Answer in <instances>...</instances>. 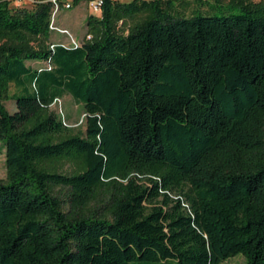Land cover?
I'll return each instance as SVG.
<instances>
[{
  "label": "trees",
  "instance_id": "trees-1",
  "mask_svg": "<svg viewBox=\"0 0 264 264\" xmlns=\"http://www.w3.org/2000/svg\"><path fill=\"white\" fill-rule=\"evenodd\" d=\"M190 1L104 0L51 50L47 0H0V264H264V2Z\"/></svg>",
  "mask_w": 264,
  "mask_h": 264
},
{
  "label": "rangeland",
  "instance_id": "rangeland-1",
  "mask_svg": "<svg viewBox=\"0 0 264 264\" xmlns=\"http://www.w3.org/2000/svg\"><path fill=\"white\" fill-rule=\"evenodd\" d=\"M9 2L10 9H25L32 10L34 9V4L39 0H7ZM122 3H129L133 0H118ZM149 1V0H146ZM214 0H192L188 4L183 7L178 5L175 6L174 10L178 13L176 17H184L190 18L193 16H212L214 14L220 15L218 10L210 11L206 5L203 3L208 2L212 4ZM221 3L226 4L228 0H219ZM254 2H259L264 0H253ZM175 14V13H174ZM97 16L93 15L87 8V4L85 0H80L73 4L72 8L69 10H63L58 14L57 24L70 31V33L81 39L86 34V19L88 16ZM175 16V15H174ZM143 16H139L133 20L135 24L137 22H141L143 20ZM55 36H59L60 38L64 37L55 34ZM58 38L51 37V42H58ZM62 42V41H61ZM21 89L17 88L14 85H11L8 91V96L11 98L13 96L21 95ZM5 107L10 114H14L18 112L22 108V104L19 101L8 100L5 101ZM49 109L55 112L61 120L64 122L65 127L71 131V134H80L85 129V114L81 105H78L71 96L65 95L56 101L54 104L49 106ZM3 126L0 123V137L2 134ZM5 150H4V141L0 139V180H5ZM130 264H144L139 262H132ZM221 264H245V259L242 255H236L232 258L227 259Z\"/></svg>",
  "mask_w": 264,
  "mask_h": 264
},
{
  "label": "built area",
  "instance_id": "built-area-1",
  "mask_svg": "<svg viewBox=\"0 0 264 264\" xmlns=\"http://www.w3.org/2000/svg\"><path fill=\"white\" fill-rule=\"evenodd\" d=\"M47 2L50 3L51 5V16H50V24H49L50 32L52 35L57 34L65 38L64 41L62 42L61 41L55 43L52 42L49 46L51 50H53L54 47L58 45L64 48H77L80 47L84 41H89L91 39L90 35H85L83 38L79 39L73 36L69 30L62 28L57 24L58 14L63 10L71 9L74 4V0H47ZM103 2L104 0H86L88 10L93 15H97V16L101 14ZM45 65L48 70L51 69L48 62H46ZM62 123L65 126L63 121Z\"/></svg>",
  "mask_w": 264,
  "mask_h": 264
},
{
  "label": "crops",
  "instance_id": "crops-1",
  "mask_svg": "<svg viewBox=\"0 0 264 264\" xmlns=\"http://www.w3.org/2000/svg\"><path fill=\"white\" fill-rule=\"evenodd\" d=\"M97 17H98V16H97ZM85 22H86V21H85ZM51 37H54V38L57 37V38H58L57 40H59V41H63V40H62L63 38H60L59 36L51 35ZM26 65L29 66V67H31L32 69L38 67V63H37V62H26Z\"/></svg>",
  "mask_w": 264,
  "mask_h": 264
}]
</instances>
